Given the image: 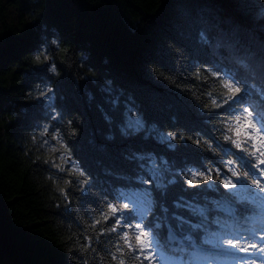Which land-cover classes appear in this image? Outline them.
<instances>
[{
  "label": "clouds",
  "instance_id": "9594fccd",
  "mask_svg": "<svg viewBox=\"0 0 264 264\" xmlns=\"http://www.w3.org/2000/svg\"><path fill=\"white\" fill-rule=\"evenodd\" d=\"M88 2L107 6V0ZM154 7L151 15L165 13L168 27L192 38L194 46L167 40L177 66L188 64V71L155 62L148 67L191 101L193 120L161 118L163 109L149 92L118 87L111 104L122 106L125 138L148 128L157 134L142 137L154 147L123 153L131 169H107L121 182L114 193L95 187V175L77 153L82 117L53 103L65 69L78 79L98 75L85 63V51L54 27L11 66L14 74L20 70L11 82L16 85L34 68L49 74L13 92L21 107L43 100L47 118L17 137L9 126L23 113H0V140L36 173L35 193L51 219L45 236L9 212L17 228L46 247L21 249L11 258L0 247V264H264V0H154ZM43 13L37 9L29 22ZM131 19L146 23L143 13ZM89 193L99 203L87 199Z\"/></svg>",
  "mask_w": 264,
  "mask_h": 264
},
{
  "label": "trees",
  "instance_id": "16d2710c",
  "mask_svg": "<svg viewBox=\"0 0 264 264\" xmlns=\"http://www.w3.org/2000/svg\"><path fill=\"white\" fill-rule=\"evenodd\" d=\"M41 7L44 8L41 18L29 22V16ZM154 11V0H107V6L96 7H90L88 0H0V113L18 109L23 113L22 118L9 126L13 135L19 137L24 129L38 126L41 119L47 118L49 106L43 100L21 107L19 96L13 95L36 79L49 78L46 69L34 68L26 73L22 84L16 85L11 82L18 78L20 70L14 74L11 66L38 47L52 28L59 29L61 37L83 49L85 63L97 68V76L83 79L65 69L57 80L53 103L64 114L78 113L82 117L76 150L95 175V187L102 192L114 193V185L121 183L114 181L107 169L122 165L131 169L134 165H127L123 153L133 148L154 147L151 139L142 137L145 131L150 136L157 134V130L148 128L125 138L121 133V127L127 130L122 106L111 104L118 87L135 86L149 92L163 109L161 118L178 114L180 123L190 124L193 120L191 101L158 79L148 67L149 62H155L173 72L188 71V64L177 66L167 40L173 38L194 46L190 43L192 38L172 30L166 14L153 16ZM139 13L144 14V26L131 19ZM73 16L78 17L75 25ZM105 57L109 58L108 63ZM109 78L113 80L111 85L107 83ZM105 114L111 117L110 121ZM35 182L36 173L23 168L14 146L0 140V247L6 249L10 258L21 249L46 247L42 241L27 237L24 229L17 228L9 213H13L14 221L32 227L33 233L49 235L51 217L39 204ZM168 192L170 197L175 195L173 188ZM87 199L99 203L100 197L89 193Z\"/></svg>",
  "mask_w": 264,
  "mask_h": 264
}]
</instances>
